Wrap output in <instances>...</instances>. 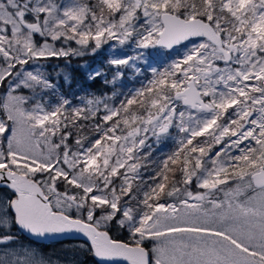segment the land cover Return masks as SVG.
<instances>
[{"label":"snow or ice","instance_id":"1","mask_svg":"<svg viewBox=\"0 0 264 264\" xmlns=\"http://www.w3.org/2000/svg\"><path fill=\"white\" fill-rule=\"evenodd\" d=\"M0 264H264V0H0Z\"/></svg>","mask_w":264,"mask_h":264},{"label":"trees","instance_id":"2","mask_svg":"<svg viewBox=\"0 0 264 264\" xmlns=\"http://www.w3.org/2000/svg\"><path fill=\"white\" fill-rule=\"evenodd\" d=\"M53 61H55L56 64L63 65V61H56V60H53ZM73 63L75 64L76 62L73 61ZM97 63H99V58H97ZM74 88H75V85H74ZM65 90H67V86H65ZM92 90H94V91H106V89H104L99 84L92 85ZM65 241H67V240H65ZM56 243H58V241L43 243L42 247L44 248L45 251H51L53 248L56 249V247H55L56 246Z\"/></svg>","mask_w":264,"mask_h":264},{"label":"rangeland","instance_id":"3","mask_svg":"<svg viewBox=\"0 0 264 264\" xmlns=\"http://www.w3.org/2000/svg\"><path fill=\"white\" fill-rule=\"evenodd\" d=\"M50 63L56 64V62L53 61V60ZM68 245H69V241L67 240V241L63 242V244L60 243V242L56 243V246L55 247H56V249H60L62 246H68Z\"/></svg>","mask_w":264,"mask_h":264},{"label":"water","instance_id":"4","mask_svg":"<svg viewBox=\"0 0 264 264\" xmlns=\"http://www.w3.org/2000/svg\"><path fill=\"white\" fill-rule=\"evenodd\" d=\"M47 242H53V241H45L44 243H47Z\"/></svg>","mask_w":264,"mask_h":264}]
</instances>
